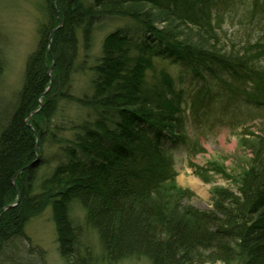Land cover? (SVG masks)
<instances>
[{
    "label": "trees",
    "instance_id": "16d2710c",
    "mask_svg": "<svg viewBox=\"0 0 264 264\" xmlns=\"http://www.w3.org/2000/svg\"><path fill=\"white\" fill-rule=\"evenodd\" d=\"M226 3L38 0L37 45L14 106L0 115L1 264L16 255L14 242L28 239L27 221L48 206L66 264H88L85 226L105 264H264V33L257 41L228 39L212 10ZM253 7L264 25V0ZM116 16L138 28L108 32ZM99 30L108 33L86 69L87 89L75 98L73 71L81 52L91 55ZM157 59L182 64L194 78L187 92L194 118L214 105L221 117L257 120L238 139L251 158L233 176L236 191L214 188L210 210L183 204L191 192L176 185L169 152L189 136L187 103L168 72L154 74ZM217 84L227 91L215 92ZM69 101L85 114L57 122ZM45 147L55 155L43 170ZM206 171L229 177L216 162ZM72 203L84 212L81 225L70 219Z\"/></svg>",
    "mask_w": 264,
    "mask_h": 264
},
{
    "label": "rangeland",
    "instance_id": "374dc122",
    "mask_svg": "<svg viewBox=\"0 0 264 264\" xmlns=\"http://www.w3.org/2000/svg\"><path fill=\"white\" fill-rule=\"evenodd\" d=\"M37 3L38 0H0V115L14 106L22 86L27 57L35 50L37 44V29L41 18ZM212 10L214 14L219 13L221 16V26L226 32V37L236 43L247 40L257 41L264 33V25L259 21V13L253 7V0H227L219 10L215 8ZM253 14H255L254 18H252ZM128 26L138 28L134 19L128 16H116L107 29L111 32L116 28ZM106 32L107 30H99L95 33L93 49L88 58H85L82 52L78 57L70 86V93L75 98L80 97L87 89L89 74L86 69L94 64L99 56L100 41ZM226 43L229 44V41L227 40ZM154 70L156 76L161 70L168 72L173 78L175 88L177 90L183 88L182 103H187L185 129L189 136L184 142H176V146L169 152L176 174V185L191 192L189 199L183 204L194 206L199 210H210L211 192L214 188L223 187L236 191L233 176L234 179L237 178L251 158L250 149L242 148L238 139L246 126L254 130L253 125L257 120L246 122L239 117L234 119L221 117L217 112L218 107L214 105L194 118L187 110L189 102L187 96L191 94L187 92L194 87L192 75L182 64L170 63L169 60L162 59L155 60ZM151 75L152 73L148 72L149 80ZM212 89L215 92L227 91V87L218 84ZM84 114L85 110L82 111L77 104L69 101L60 106L56 121L70 123L69 119ZM65 135L69 136L67 133ZM54 155L53 148L43 149L41 158L46 163L43 170L53 165ZM210 162L220 164L229 177L205 172ZM190 165H194V169L201 172L206 180L195 174ZM70 219L77 225L84 223V212L75 203L70 206ZM83 233L84 238L81 241L88 244L92 250L88 264H105L96 234L88 226L83 228ZM25 234L27 240L20 239L14 242L13 252L16 253V257L12 254V259L2 260L4 264H66L58 252L49 206L43 213L29 220ZM119 264L137 263L128 261Z\"/></svg>",
    "mask_w": 264,
    "mask_h": 264
},
{
    "label": "water",
    "instance_id": "95a60500",
    "mask_svg": "<svg viewBox=\"0 0 264 264\" xmlns=\"http://www.w3.org/2000/svg\"><path fill=\"white\" fill-rule=\"evenodd\" d=\"M59 26H61V23H59ZM29 126L31 127L30 124H29ZM38 142H39V139L36 138V149L39 147V143ZM14 180H15V177L13 178L12 181L14 182ZM18 202H19V197H17V200H16V202L14 204H11V205L7 206L6 208H12V207L16 206L18 204Z\"/></svg>",
    "mask_w": 264,
    "mask_h": 264
},
{
    "label": "bare ground",
    "instance_id": "6f19581e",
    "mask_svg": "<svg viewBox=\"0 0 264 264\" xmlns=\"http://www.w3.org/2000/svg\"><path fill=\"white\" fill-rule=\"evenodd\" d=\"M52 3H53V5H54V0H52ZM59 23H62V22H59ZM59 27H60V26L58 25L57 28H59ZM50 36H51V35H49V38H50ZM36 45H37V44H36ZM23 76H24V74H23ZM22 84H23V79H22ZM6 207H7V206H6ZM6 207H5V208H6ZM42 213H43V212H42ZM29 220H30V219H29ZM29 220L27 221V223L29 222ZM27 223H26V224H27ZM25 228H26V225H25ZM118 264H119V263H118Z\"/></svg>",
    "mask_w": 264,
    "mask_h": 264
}]
</instances>
